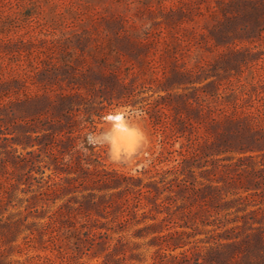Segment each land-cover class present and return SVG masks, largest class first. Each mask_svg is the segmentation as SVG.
Returning a JSON list of instances; mask_svg holds the SVG:
<instances>
[{"label": "rangeland", "instance_id": "rangeland-1", "mask_svg": "<svg viewBox=\"0 0 264 264\" xmlns=\"http://www.w3.org/2000/svg\"><path fill=\"white\" fill-rule=\"evenodd\" d=\"M231 1L0 0V264H264V16Z\"/></svg>", "mask_w": 264, "mask_h": 264}, {"label": "trees", "instance_id": "trees-1", "mask_svg": "<svg viewBox=\"0 0 264 264\" xmlns=\"http://www.w3.org/2000/svg\"><path fill=\"white\" fill-rule=\"evenodd\" d=\"M227 10L231 11H240L241 12V18L245 21L256 23L259 22L260 18H263L264 16V0H234L231 1L227 5ZM225 9V10H226ZM175 99V102H177V105L174 106V110L177 113H184L185 115L190 114L193 112V108L188 100H186L184 97H173ZM104 101H106L108 104H112L114 97H103ZM167 104H165L166 106ZM90 114L91 117V123H95L94 121V113H87ZM99 119L102 118V113H99L96 115ZM85 135L83 136V139L85 140ZM82 141V148L86 150L88 153L86 154L89 158V161H85L84 163L79 161L77 163V178H80L82 181H89L83 188L86 191H92L94 192H108L111 189L120 187V183H117L116 179H112L110 177V173L105 171L104 164L99 160V155L93 150L91 146H87L85 141ZM93 156H96L95 158H91ZM91 159V160H90ZM86 164L89 167H92L90 172H87L83 165ZM100 168V169H99ZM118 184V185H117ZM102 198L106 197L101 196ZM100 197V198H101Z\"/></svg>", "mask_w": 264, "mask_h": 264}, {"label": "clouds", "instance_id": "clouds-1", "mask_svg": "<svg viewBox=\"0 0 264 264\" xmlns=\"http://www.w3.org/2000/svg\"><path fill=\"white\" fill-rule=\"evenodd\" d=\"M106 119L113 124L111 132L102 134L99 137L90 136L89 143L101 145H103L104 143H108L112 145L116 158H119L120 146L118 141L123 136L130 135L131 133L124 123V115L122 113L109 115L108 117H106Z\"/></svg>", "mask_w": 264, "mask_h": 264}]
</instances>
